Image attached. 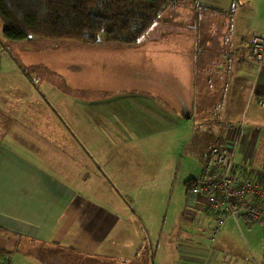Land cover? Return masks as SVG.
I'll return each mask as SVG.
<instances>
[{
  "label": "crops",
  "instance_id": "0c3cea01",
  "mask_svg": "<svg viewBox=\"0 0 264 264\" xmlns=\"http://www.w3.org/2000/svg\"><path fill=\"white\" fill-rule=\"evenodd\" d=\"M228 15L227 21L196 15L191 32L155 37L151 42L161 64L128 67L126 81H118L117 59L99 55L115 44L69 43L48 53L82 79L83 89L76 93L56 73L41 83L24 73L25 78L14 79L15 93H8L0 66V250L13 251L27 238L53 241L59 255L74 260L92 254L117 258L110 248L128 227L98 238L66 218L70 207L81 200L84 187L93 186L95 200L109 206L105 215L114 217L115 187L131 180L123 170L120 178L111 164L117 147L172 131L180 139L199 123L214 131L207 134L214 150L205 160L238 140L236 173L264 183V61L252 42L264 37V3L234 1ZM88 54L105 59L110 66L105 76ZM190 203L176 237L175 264H264L260 225L261 231L242 221L249 237L245 243L237 232L241 221L229 219L233 223L211 242L215 217L200 221L201 208ZM88 262L98 264L94 258Z\"/></svg>",
  "mask_w": 264,
  "mask_h": 264
},
{
  "label": "rangeland",
  "instance_id": "374dc122",
  "mask_svg": "<svg viewBox=\"0 0 264 264\" xmlns=\"http://www.w3.org/2000/svg\"><path fill=\"white\" fill-rule=\"evenodd\" d=\"M234 1L237 3L241 0H180V4L168 9L136 46L101 48L99 55L112 56L113 61L117 59L113 65L119 71L118 81H126L124 76L129 73L128 67H146L151 61L161 64L158 49L151 42L155 37L166 31L191 32L196 15L200 18L216 16L227 21ZM260 1L264 3V0ZM214 8L220 10L214 11ZM66 45L69 43L58 44L39 39L23 43L8 41L0 19V66L5 69L3 80L7 82L8 93H15L14 79L25 78L24 73L31 75L35 82L40 79V83L45 77L56 73L60 82L70 85L74 93L83 89L82 79L76 78L74 69L67 67V63H59L58 58L48 54ZM88 55L91 56L88 59L91 65L95 63V68H102L105 76V70L110 67L104 63L105 59L96 60L94 57L97 54ZM92 80L93 75L88 74L87 81ZM209 132H214L212 127L199 123V129L190 128L188 133L180 135V139H175L176 132L172 131L150 138L143 144L123 143L118 146L111 164L119 170L120 178L123 170L131 180L128 184L119 183L115 187L117 200H114L112 209L116 215H105L109 209L108 204L96 201L94 187L88 186L80 194L81 200L72 204L66 218L96 233L98 238L110 229L115 230V234L123 226H127L128 230L120 233L110 248L117 258L100 259L92 254L83 258L75 256L76 262L88 264V259L94 258L98 264H175L176 237L188 203L191 205L186 184L199 178L205 157L214 150V144L207 136ZM106 157L104 154L102 159L105 161ZM106 188L110 190V186ZM240 221L241 230L237 228V232L246 243L249 237L243 220ZM232 223L228 219L225 225ZM254 228L262 229L260 236L264 239L263 228L260 229L257 224H254ZM50 242L53 241L39 244L35 240L20 238L16 249L9 251L12 253L8 252L11 257L5 255V259L11 261V264H67L72 259L75 263L71 255H59V247Z\"/></svg>",
  "mask_w": 264,
  "mask_h": 264
},
{
  "label": "trees",
  "instance_id": "16d2710c",
  "mask_svg": "<svg viewBox=\"0 0 264 264\" xmlns=\"http://www.w3.org/2000/svg\"><path fill=\"white\" fill-rule=\"evenodd\" d=\"M180 0H0V19L11 42L33 39L85 46H136ZM193 181L186 185L190 189ZM10 255L0 250V257Z\"/></svg>",
  "mask_w": 264,
  "mask_h": 264
},
{
  "label": "built area",
  "instance_id": "2783aa9c",
  "mask_svg": "<svg viewBox=\"0 0 264 264\" xmlns=\"http://www.w3.org/2000/svg\"><path fill=\"white\" fill-rule=\"evenodd\" d=\"M261 61H264V37L252 40ZM238 140L224 145L220 151L206 159L199 178L189 189V197L201 208L202 216L215 217L210 230V241L216 242L226 220L234 219L258 224L264 230V183L255 178H242L236 171L235 152ZM0 264L11 261L0 257Z\"/></svg>",
  "mask_w": 264,
  "mask_h": 264
}]
</instances>
